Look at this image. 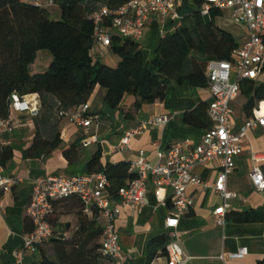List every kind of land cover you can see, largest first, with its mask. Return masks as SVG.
<instances>
[{"label":"crops","instance_id":"0c3cea01","mask_svg":"<svg viewBox=\"0 0 264 264\" xmlns=\"http://www.w3.org/2000/svg\"><path fill=\"white\" fill-rule=\"evenodd\" d=\"M176 1L177 18L170 15L164 18L152 15L145 25L139 43L147 61L154 57L163 33L172 31L183 17L197 10L198 0ZM24 2L33 3L34 0ZM53 6L47 7L49 16L54 12ZM214 23L230 33L237 43L245 36L242 26L233 24L223 14L217 16ZM108 52L109 47L93 46L92 60L100 61ZM94 55L97 57L94 58ZM119 60V57H116L114 63L118 64ZM250 81L255 86L264 87V70L256 79ZM245 84L244 82L242 86ZM241 89L230 104L234 126H238L250 116L245 112L247 97ZM105 93L104 88L97 86L86 98L89 113L99 117L97 124L88 129L78 127L66 117L54 113L49 120L42 121L41 98L37 94L24 96L28 110L9 111L8 118L11 121L19 119L20 124L14 126L11 131L0 132V142L9 145L13 151L12 159L5 166H0V169L2 175L15 177L19 181L0 196V264H31L38 259V255L25 254L23 261L17 263L13 256V252L22 245L27 219L25 208L35 178L57 173L66 177L88 174L87 162L98 150L101 153V166L119 162L130 164L140 151L154 164L157 147L165 149L171 143L183 139L198 143L208 129L198 128L184 121V114L191 102L209 103L211 97L208 86L194 87L172 82L162 103L142 104L133 119L126 118L118 109H106L103 101ZM134 102L133 95L126 94L122 105L131 108ZM255 108H260V112L264 114V99L255 102L251 114ZM160 115L170 117L169 121L160 126L147 124L148 120ZM139 124L144 125L143 132L132 138L126 147H122L121 140L125 131ZM37 134L46 140L58 136L59 143L48 153L32 158L27 152ZM253 153L264 158V127H256L247 133L243 151L236 158L235 167L228 175L227 188L238 195V198L230 200L229 212H254L264 216V193L255 190L249 177L254 164L251 160ZM257 164L264 171V159ZM219 170L218 159L211 160L207 165H194L192 168L194 174L210 184L216 179ZM186 193L193 201V206L189 213L180 218L177 227L184 259L182 264H257L264 258V219L249 222H235L230 219L225 220L223 225H218L215 222L214 210L221 203L220 196L211 188L200 189L194 185L188 186ZM170 209V190L166 191L165 204H159L149 190L146 193V204L140 210H132L129 206L121 208L115 221V229L128 264H166L165 250L155 249L151 243L158 237L168 236L164 222ZM64 218H72V226L75 228L77 220L74 212L61 215L58 222L64 223ZM30 228L29 224L28 229ZM71 232L67 225L64 235L69 236ZM240 247H246L248 250L244 258L226 261L222 259V256L226 257Z\"/></svg>","mask_w":264,"mask_h":264},{"label":"trees","instance_id":"16d2710c","mask_svg":"<svg viewBox=\"0 0 264 264\" xmlns=\"http://www.w3.org/2000/svg\"><path fill=\"white\" fill-rule=\"evenodd\" d=\"M58 5L61 19L51 20L47 7L36 6L22 0H0V119L9 116L12 94L25 96L37 94L41 98L42 121L58 115L61 109L85 103L87 96L101 87L106 90L103 98L106 109H118L126 118L133 119L144 103H162L168 86L189 84L207 87L206 64L211 60H230L238 46L227 31L215 26L221 14L212 8L209 21L197 10L183 17L172 30L163 33L154 57L147 61L139 41L111 36L110 52L119 57L115 67L99 60L93 61V20L91 14L100 6L115 9L128 0H53ZM47 50L52 60L46 71L31 73L30 65L37 52ZM246 83L242 86L243 83ZM240 88L247 97L245 112L251 115L257 100L264 99V87L242 80ZM126 94L133 95L131 108L122 105ZM54 99L50 101V99ZM184 114V121L198 128H210L207 103L191 102ZM58 136L51 140L35 136L28 149L29 157H40L56 147ZM100 151L87 162L88 173L103 172L109 185L108 192L116 195L119 187L134 177L129 164H100ZM13 157L12 148L0 142V166ZM2 193H0L1 196ZM50 219L52 236L39 248L38 259L31 264H111L100 252L102 228L96 209L91 215L83 212V204L76 196L53 201ZM74 212L76 226L69 236L67 227L59 223L63 214ZM249 222L264 219L254 212H229L225 220ZM30 222L25 220V232ZM170 238L166 235L152 241L155 249L165 250ZM49 245V250L44 246ZM257 264H264V258Z\"/></svg>","mask_w":264,"mask_h":264},{"label":"built area","instance_id":"2783aa9c","mask_svg":"<svg viewBox=\"0 0 264 264\" xmlns=\"http://www.w3.org/2000/svg\"><path fill=\"white\" fill-rule=\"evenodd\" d=\"M40 7L54 5L53 0H34ZM176 0H128L125 4L110 9L100 6L90 18L93 20V46L109 47L111 36L118 35L139 41L148 19L152 15L164 18L170 15L177 18ZM212 8L220 10L235 24L242 26L245 36L233 51L230 60H211L206 64V76L211 100L207 104V115L211 122L200 142L183 139L171 143L167 148H156V162L150 163L143 151L130 162L129 170L134 174L131 180L119 187L116 195H111L109 182L103 172L78 174L66 177L62 174H48L34 179L29 202L25 208L26 218L31 230L22 235L21 248L13 252L17 263L24 255L37 256L39 248L52 236L50 219L53 214V201L76 196L83 204V212L91 215L98 211L102 228L100 252L111 264H128L127 256L120 246V237L115 229V221L123 206L140 210L146 204V193L151 190L159 204H165L166 191L170 190L171 209L165 218V228L170 238L165 248L166 264H182L183 252L180 247L179 220L189 213L193 201L186 188L194 185L200 189L211 188L220 198V205L214 210L215 222L223 225L229 213L230 200L238 195L227 188L228 175L235 167L236 158L242 153L247 133L256 127H264V114L260 108L234 126L231 102L240 91L242 80H254L264 70V0H201L200 13L209 18ZM10 110H28L24 96L12 94ZM58 116L66 117L78 127L88 129L96 125L98 115L89 113L87 103L76 107L61 109ZM170 117L155 116L147 121L153 126L164 125ZM20 124L19 119L11 121L8 117L0 119V132L11 131ZM143 124L125 131L121 146L126 147L132 138L143 132ZM218 159L220 170L212 184L202 180L192 172L194 165H207ZM257 153L251 155L253 166L249 172L251 183L256 191L264 193V171L257 164L262 160ZM19 180L4 176L0 169V193L8 192ZM246 247L222 256L224 261L244 258Z\"/></svg>","mask_w":264,"mask_h":264},{"label":"rangeland","instance_id":"374dc122","mask_svg":"<svg viewBox=\"0 0 264 264\" xmlns=\"http://www.w3.org/2000/svg\"><path fill=\"white\" fill-rule=\"evenodd\" d=\"M53 10H54V12L51 13L50 19L51 20H59V19H61V13H60L59 6L58 5H54L53 6ZM96 57H97V55H94V58H96ZM116 57H118V56L113 54V53H111V52H108L107 55H105L104 58L100 59V62L104 63V64H106V65H108L110 67H115L117 65V63H114ZM51 60H52V56L47 50L38 51L34 62L30 65V71L32 73H42V72L46 71V69L48 68V65L51 62ZM62 220H63L64 223H67V225L69 226V231H73L74 230V228L72 226L73 225L72 218H64ZM44 247L49 250V245L48 244L46 246H44Z\"/></svg>","mask_w":264,"mask_h":264},{"label":"water","instance_id":"95a60500","mask_svg":"<svg viewBox=\"0 0 264 264\" xmlns=\"http://www.w3.org/2000/svg\"><path fill=\"white\" fill-rule=\"evenodd\" d=\"M205 21H209V18L207 16H204Z\"/></svg>","mask_w":264,"mask_h":264}]
</instances>
